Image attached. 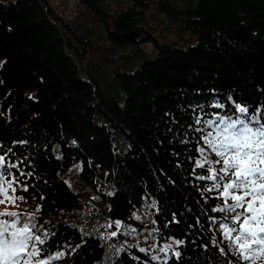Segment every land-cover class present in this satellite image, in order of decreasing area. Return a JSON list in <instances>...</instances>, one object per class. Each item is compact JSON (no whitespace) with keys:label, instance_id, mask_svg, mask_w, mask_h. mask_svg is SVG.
Here are the masks:
<instances>
[{"label":"trees","instance_id":"obj_1","mask_svg":"<svg viewBox=\"0 0 264 264\" xmlns=\"http://www.w3.org/2000/svg\"><path fill=\"white\" fill-rule=\"evenodd\" d=\"M108 1L80 0L79 15L99 17L83 37L48 0L0 2V155L32 173L25 201L0 205V211L34 214L37 227L42 224L50 234L44 254L64 252L54 264H97L105 253L102 240L66 221L82 206L66 180L80 164L84 184L96 190L109 185L114 191L112 196L101 193L113 220H127L146 198L155 201L154 234L161 241L185 240L177 249L181 264H238L211 245L209 216L220 215L211 212L220 201L209 199L214 194L203 192V182L195 179L202 170L192 172L188 157L197 156L199 134L189 126L198 104L210 112L225 110L208 107L215 101L229 111L235 102L264 112V0H197L195 8L186 9L170 0H131L115 11ZM151 8L193 34L196 44L175 47L143 36L137 21L142 10ZM98 27L116 48L154 43V57L135 72L117 70L110 76L121 90L119 98L106 94L84 66L85 46L94 47L89 36ZM112 32L139 36L117 44ZM25 46L34 53L27 60ZM102 117L107 124L98 123ZM118 132L129 146L125 154L114 144ZM183 139L192 142L185 145ZM117 259V264H162L137 248L122 251Z\"/></svg>","mask_w":264,"mask_h":264},{"label":"snow or ice","instance_id":"obj_2","mask_svg":"<svg viewBox=\"0 0 264 264\" xmlns=\"http://www.w3.org/2000/svg\"><path fill=\"white\" fill-rule=\"evenodd\" d=\"M208 107L225 110L210 112L199 104L192 107L194 122L189 128L199 135L195 139L197 156L188 159L194 164L192 172L197 168L202 170L195 175L197 181L203 182L202 191L214 194L209 199L220 201L211 207L212 213L220 215L209 216L213 232L211 245L221 257L228 254L236 257L238 264H264V112L235 102L230 111L228 105L219 101L211 102ZM185 135H189L188 130ZM180 142L187 145L192 141L183 139ZM210 155L215 159H210ZM31 175L7 160L5 155H0V205L10 202L18 206V202L25 201L23 193L29 190L27 177ZM152 206L155 207V201ZM173 222L179 223L175 214ZM37 223L34 214L0 211V264H54L64 256L59 250L54 256L44 254L50 234L42 231V224L38 228ZM107 227L113 228V224L108 223ZM115 228H121L119 220ZM111 236L117 237L118 232H111ZM184 245V239L176 238L172 243H164L159 249L165 253L162 264H168L169 259L172 264H181L182 252L177 249ZM139 251L145 255L149 252L146 248H139ZM169 251L171 257L167 256ZM150 258L161 259L155 255ZM224 264L233 262L226 260Z\"/></svg>","mask_w":264,"mask_h":264},{"label":"rangeland","instance_id":"obj_3","mask_svg":"<svg viewBox=\"0 0 264 264\" xmlns=\"http://www.w3.org/2000/svg\"><path fill=\"white\" fill-rule=\"evenodd\" d=\"M17 1V0H0V2ZM56 9V12L66 22V24L74 29V33L78 37H83L86 34V28L92 29L95 24L99 23V17L90 15H79L80 0H48ZM131 0H110L107 3L113 11L120 7H128ZM146 1V0H145ZM160 2L161 0H156ZM178 9L195 8L197 0H170ZM149 3L152 0L148 1ZM153 3V2H152ZM122 7V8H123ZM114 13V12H112ZM143 13V14H142ZM139 15L137 26L144 31L145 37L147 34L153 35L158 44H170L175 47L193 46L197 42V38L190 32L182 29V27L166 16H163L151 8L150 11H143ZM86 17L89 20H86ZM101 18V17H100ZM75 25L77 27H75ZM74 26V27H73ZM106 32L104 27H98L89 36L94 47L85 46L83 60L84 66L91 69L93 77L100 84L102 90L108 94L118 97L117 86L112 82L111 75L117 70L121 72H135L139 66L146 60L154 57L155 48L152 41L138 42L130 44L126 48H116L110 41L104 38ZM144 37V38H145ZM138 38L137 40H140ZM86 68V67H85ZM99 124H107L106 120L97 118ZM114 144L118 153L125 154L128 150V145L125 143L123 133H114ZM58 155V152H56ZM80 164L75 168V172H71L66 178L69 186L78 195L82 206L74 213L67 215L66 221L77 227L84 234L94 236L102 240V245L105 248L103 258L97 264H117L118 255L124 250H132L134 248H146L149 250L148 256H159L160 260H152L154 263H161L165 259V253L159 249L164 243H172L173 238L168 241H161L154 234L153 220L157 209L152 206V201L146 198L145 204L141 209L129 215L127 220L120 221L121 228H115V222L108 214L109 202L101 195L105 193L107 196H112L114 191L110 190L109 185H105L104 189L100 185L97 190L89 184H84L81 180ZM140 219L137 220L136 217ZM112 223L113 228H108L107 224ZM135 229L136 231H133ZM117 231L118 236L112 237L111 232ZM175 247V245H173ZM171 251L167 253L169 257Z\"/></svg>","mask_w":264,"mask_h":264},{"label":"water","instance_id":"obj_4","mask_svg":"<svg viewBox=\"0 0 264 264\" xmlns=\"http://www.w3.org/2000/svg\"><path fill=\"white\" fill-rule=\"evenodd\" d=\"M111 36L115 43L124 44L127 42H134L139 35L135 32H129L125 34H118L117 32H112ZM33 56L34 53L32 52V50L29 47L25 46L23 48V53H22L23 59L27 60Z\"/></svg>","mask_w":264,"mask_h":264}]
</instances>
